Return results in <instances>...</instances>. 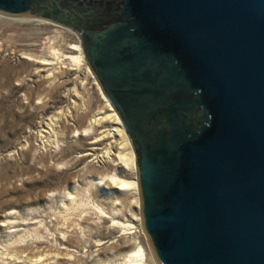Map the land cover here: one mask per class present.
Instances as JSON below:
<instances>
[{
	"label": "water",
	"instance_id": "water-1",
	"mask_svg": "<svg viewBox=\"0 0 264 264\" xmlns=\"http://www.w3.org/2000/svg\"><path fill=\"white\" fill-rule=\"evenodd\" d=\"M113 1V0H108ZM77 32L132 143L158 264H264V0H121Z\"/></svg>",
	"mask_w": 264,
	"mask_h": 264
},
{
	"label": "rangeland",
	"instance_id": "rangeland-1",
	"mask_svg": "<svg viewBox=\"0 0 264 264\" xmlns=\"http://www.w3.org/2000/svg\"><path fill=\"white\" fill-rule=\"evenodd\" d=\"M76 44L70 27L0 13V264H126L136 244L158 264L138 194L110 179L126 177L111 118L89 129L105 101Z\"/></svg>",
	"mask_w": 264,
	"mask_h": 264
},
{
	"label": "bare ground",
	"instance_id": "bare-ground-1",
	"mask_svg": "<svg viewBox=\"0 0 264 264\" xmlns=\"http://www.w3.org/2000/svg\"><path fill=\"white\" fill-rule=\"evenodd\" d=\"M72 49L78 52V54L77 55H73L72 58L76 62H78L79 64L84 65L86 67L87 72L93 76L94 83L97 85V88L99 89V91L102 94V97H103V99L105 101V106L104 107H105V109H107V111H109V113H106L105 109H104L105 111L100 109V111H98L97 113L93 114L92 117H90L89 129L93 128V127L95 128V126H97L98 124L100 125V123L108 121L107 118H111L112 124L110 125L111 127H109L107 133L110 136L118 135L119 138L117 140L119 141L120 144H122L121 147L124 148L122 150V148L120 147L121 151L119 149V152H117L118 155H116V156H118L120 160H119V162H117L118 161L117 160L116 161L117 163H114V165H117L118 163H120V165H121V163H123V165L125 166V172H124L123 176H126L127 178L126 177L122 178V177L118 176V173H117L118 169H117L111 175L109 174L110 175V179H112L114 181V183H117L118 188H121V189L122 188L123 189L132 188V189H134L135 193L138 194L137 200H136V205H137L138 209L140 210L141 209V204H140V194H139L140 192H139V187H138V172H137V166H136L135 152H134L132 143L130 141V138H129L128 134L125 131V128H124L123 123H122V120L120 119L118 113L116 112L115 108L110 103V101L108 100V98L106 97L104 92L102 91V88H101L99 82L97 81V78L93 75L92 71L90 70V68H89V66H88V64L86 62V59L84 57V53H83V49H82L81 44H76V45L72 46ZM104 113H106V114L104 115ZM56 120H57V118H56ZM52 124H54V121L52 122ZM43 131L47 132L48 130H43ZM86 131H88V128L84 129V132H86ZM81 133H83V132L76 131V133L74 135H79ZM48 136H50V135H48ZM97 141L98 140H95L94 142H97ZM116 145H117V143H116ZM109 150H111V149H109ZM125 150H127V151H125ZM108 152L109 151H105V153H108ZM108 155H109V153H108ZM103 183H105V180H104V177L101 176L100 181L98 182V184L102 185ZM132 220L139 221L140 217L135 215V214H133L132 215ZM132 228H133V226H132ZM146 250L147 249H143L138 244L133 246L131 251L128 252L127 254H125V256H126V264H154V262L152 263V258H151L150 251H146Z\"/></svg>",
	"mask_w": 264,
	"mask_h": 264
},
{
	"label": "flooded vegetation",
	"instance_id": "flooded-vegetation-1",
	"mask_svg": "<svg viewBox=\"0 0 264 264\" xmlns=\"http://www.w3.org/2000/svg\"><path fill=\"white\" fill-rule=\"evenodd\" d=\"M45 12H52V6L56 4L60 11L55 18L70 23L77 32L85 29H98L106 23L120 18L121 0H34ZM69 26V27H70ZM73 29V28H72ZM76 31V30H75Z\"/></svg>",
	"mask_w": 264,
	"mask_h": 264
}]
</instances>
